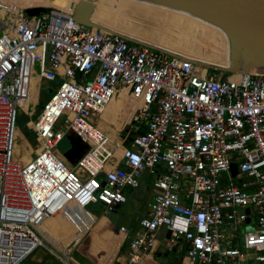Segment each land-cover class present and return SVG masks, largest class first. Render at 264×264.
Wrapping results in <instances>:
<instances>
[{
	"label": "built area",
	"instance_id": "2783aa9c",
	"mask_svg": "<svg viewBox=\"0 0 264 264\" xmlns=\"http://www.w3.org/2000/svg\"><path fill=\"white\" fill-rule=\"evenodd\" d=\"M24 9L0 30V264H20L39 248L81 264L72 257L78 243L58 248L44 222L59 214L79 222L77 208L99 218L91 205L112 213L145 172L155 175V194L137 231L119 229L124 264H160L156 246L182 241V264H264V73L224 80L188 57L82 24L73 10ZM42 85L52 94L33 118ZM122 93L140 104L113 136L102 114ZM20 111L35 145L17 126ZM82 145L71 162L65 152ZM160 229L170 236L160 240Z\"/></svg>",
	"mask_w": 264,
	"mask_h": 264
},
{
	"label": "bare ground",
	"instance_id": "6f19581e",
	"mask_svg": "<svg viewBox=\"0 0 264 264\" xmlns=\"http://www.w3.org/2000/svg\"><path fill=\"white\" fill-rule=\"evenodd\" d=\"M78 1L0 0V7H9L5 10L9 13L19 8L20 5L24 8L46 6L72 10V6ZM12 4L17 5L14 7L15 5ZM94 4L92 21L113 32L188 57L203 65L217 64L224 67L229 65L230 42L226 32L221 27L188 11L146 0H96ZM203 68L206 69V67ZM251 71L264 73V69L258 68H252ZM238 74L240 73H224L222 77L224 80H230ZM36 82L34 81V95L38 90ZM139 104V101L132 96L122 93L120 97L114 99L113 106L109 107L108 104L105 107L103 114L107 110H111L113 115L124 125L130 120ZM18 134L23 137L19 130ZM24 141L26 140L23 138L22 142L18 143L17 149L23 153V160L28 161L30 152L23 145ZM80 209L85 208H77V212ZM56 217H59L56 221L63 219L60 218L62 214L54 215L44 222L42 229L55 246L67 249L70 243L66 240L62 241L48 225L49 220ZM63 222L66 221L63 220Z\"/></svg>",
	"mask_w": 264,
	"mask_h": 264
},
{
	"label": "water",
	"instance_id": "95a60500",
	"mask_svg": "<svg viewBox=\"0 0 264 264\" xmlns=\"http://www.w3.org/2000/svg\"><path fill=\"white\" fill-rule=\"evenodd\" d=\"M96 0H79L72 6L73 17L78 22L90 27H97L113 32L103 25L92 21L91 16L95 8ZM181 10L188 11L199 16L219 27L227 34L230 42V57L227 67L217 64H207L192 60L193 63L216 70L219 74L224 73H247L252 68L264 69V0H146ZM53 8L37 6L25 8L24 11L30 15H39L42 12H49ZM130 41L146 44L130 37ZM148 46L165 51L170 55H177L168 50L161 49L154 45ZM182 57V56H181ZM59 82V81H57ZM86 145L74 152L66 151L65 156L74 162V155L81 157ZM233 174H237V165H233ZM249 212V209H247ZM248 222L250 219L247 220ZM171 231H168L170 236Z\"/></svg>",
	"mask_w": 264,
	"mask_h": 264
},
{
	"label": "rangeland",
	"instance_id": "374dc122",
	"mask_svg": "<svg viewBox=\"0 0 264 264\" xmlns=\"http://www.w3.org/2000/svg\"><path fill=\"white\" fill-rule=\"evenodd\" d=\"M12 5L13 6L15 5L14 7H16L17 4H12ZM18 7L24 8L21 5ZM7 9H9V7L7 8L0 7V30L4 26V24L1 23V21L8 20L11 18L10 17L11 14L9 13V11H5ZM208 72L213 73L210 69H208ZM222 76L223 74H221V78H223ZM58 84L59 82L57 81L56 83H50L51 89L55 90ZM51 94H52V91H49L48 89H46L45 85H42L38 107L36 104L35 106H32V109H31V115L33 116V118H35L37 110L40 111L42 109L43 103H45L49 99ZM36 95H37V92L35 93L34 97ZM113 103H114V100H112L109 103V107L113 106ZM29 121H30V117L26 113L20 111L17 116V126L21 130L25 138L32 145H35L36 144V134L33 129L28 128ZM119 124L122 125L120 121H119ZM18 141L22 142V138L19 137ZM24 142L28 145V142L26 141ZM69 143H70L69 139L65 138L64 141L59 145V149L62 152H64L65 149L69 146ZM154 180H155V175H151L150 173L145 172L140 178L141 184L138 188H127L126 189V195L128 198L127 202L124 203L122 206H120V208L117 211L109 213L105 217L102 216V222L97 227V232L98 233L103 232V229L105 228V226H109L110 231L107 234V236L111 238L117 235H121V233L119 232V227L121 224H124L128 228H132L136 219L138 217L145 215V213L148 211V204L151 202L155 194L154 183H153ZM88 209L92 213L100 215L103 207L98 206V205H91L88 207ZM52 221L54 220L52 219L51 223ZM51 223L48 222V225L52 228L53 232L62 241H64L65 239L63 235H60L58 231H56L55 228L51 225ZM163 247L164 246H162V248ZM102 253H103L102 251L101 252L95 251L94 248H92V246H90L89 244L82 243L80 248H79V245H77V247L74 250V253L72 254V257L75 260L79 261L81 264H101L100 260H101V256L103 255ZM39 259L41 260L39 261ZM92 260H94V262H92ZM20 264H61V263L55 256L51 255V253H49V251H47L45 248H39L38 250L35 251L33 255L23 260Z\"/></svg>",
	"mask_w": 264,
	"mask_h": 264
},
{
	"label": "crops",
	"instance_id": "0c3cea01",
	"mask_svg": "<svg viewBox=\"0 0 264 264\" xmlns=\"http://www.w3.org/2000/svg\"><path fill=\"white\" fill-rule=\"evenodd\" d=\"M47 85V84H45ZM48 86L49 83H48ZM51 89V88H50ZM50 91V90H49ZM35 98V97H34ZM37 101V100H35ZM109 117V116H108ZM110 118V117H109ZM103 119V118H102ZM104 126L106 129H110V135H115L118 126L114 123H112L114 126H111V123L103 120ZM121 125V124H119ZM123 124L121 125V127ZM23 134V133H22ZM23 145L29 150L31 153L30 148H28V145L24 142ZM126 193V191H125ZM154 197V196H153ZM153 199V198H152ZM122 206V205H121ZM120 208V206L117 208V210ZM116 210V211H117ZM88 210L87 209H80L78 210V213L81 216V221H75L71 222L65 215H62L63 218L61 221H56L59 217L53 218L54 221L49 220L51 225L55 228L56 231L60 235H63L64 239L68 243H78L79 248L82 243H87L92 248H94L95 251L103 252L101 256V264H124L127 261V248H128V241L127 246L125 248V251L121 252V242L124 238V234L121 233V235H117L114 237L109 238L107 234L110 231L109 226H105L103 229V232H97V227L102 222V216L105 217L108 214L103 213V209L101 211V214L99 215V218H95V216H88ZM115 212V211H114ZM149 212V204H148V211L145 213V215L138 217L132 226V228H128L124 224H121L119 229L122 226H125L129 229V231L132 233L134 231H137L139 228V220L145 216H147ZM63 220L66 222L64 223ZM52 229V228H51ZM98 235V236H97ZM159 239H163L168 236V232L166 229H160L159 231ZM163 245L158 244L154 250L155 257L160 261V264H182L183 257L185 255V248L187 246L185 241L180 242L177 246H175L173 249H168L165 246L162 248ZM53 255V254H51ZM54 256V255H53ZM41 259H39L40 261ZM60 262V261H59ZM94 262V260H92ZM61 263V262H60ZM62 264V263H61Z\"/></svg>",
	"mask_w": 264,
	"mask_h": 264
},
{
	"label": "trees",
	"instance_id": "16d2710c",
	"mask_svg": "<svg viewBox=\"0 0 264 264\" xmlns=\"http://www.w3.org/2000/svg\"><path fill=\"white\" fill-rule=\"evenodd\" d=\"M211 71L213 73H218V71H216V70H211ZM49 85H50V83H49ZM107 111H106L105 114H103V120H106V121H108L110 123H114V124H116L118 126V128H120L121 125H119V121L117 120V118L114 117L112 111L111 110H107ZM126 246H127V242H124L123 245H122V247H121V252L122 251H125Z\"/></svg>",
	"mask_w": 264,
	"mask_h": 264
}]
</instances>
